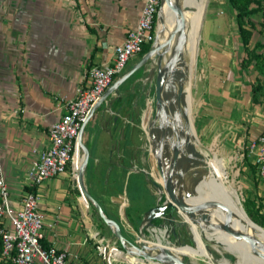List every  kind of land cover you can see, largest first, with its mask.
<instances>
[{
	"label": "crops",
	"instance_id": "1",
	"mask_svg": "<svg viewBox=\"0 0 264 264\" xmlns=\"http://www.w3.org/2000/svg\"><path fill=\"white\" fill-rule=\"evenodd\" d=\"M143 3L144 0H0V168L15 205L26 191L24 185H29L28 171L33 160L48 144L49 124L65 111L84 81L86 70L92 64L112 61L115 47L136 25ZM134 61L135 58L130 60L128 67ZM120 85L118 92L100 102L81 132L88 150H92L86 180L89 186L102 190L111 181L109 166L122 164L119 157L124 154L118 139L119 124L127 121L128 111L120 103L124 97ZM147 120L146 117L144 122ZM262 121L260 132L264 129ZM102 165L106 173L96 171ZM255 188L263 197L264 181H257ZM35 190L40 194L45 216L41 241L46 246L67 250L81 264L111 263V243L97 220L101 215L89 204L70 167L37 184ZM119 202L124 204L123 200ZM143 212L144 208L139 211V220L132 223L121 210L116 221L138 227ZM151 212L153 209L146 213L147 219L156 215ZM144 225H139L137 231L145 233ZM98 245L103 249L99 250ZM118 251L125 253L117 250L115 259L119 258Z\"/></svg>",
	"mask_w": 264,
	"mask_h": 264
},
{
	"label": "rangeland",
	"instance_id": "2",
	"mask_svg": "<svg viewBox=\"0 0 264 264\" xmlns=\"http://www.w3.org/2000/svg\"><path fill=\"white\" fill-rule=\"evenodd\" d=\"M180 2L173 0V11L184 17V5L183 2ZM262 4L264 8V0ZM251 16L257 24L253 28L250 46H253L256 41L264 44L262 11L253 12ZM157 25L158 20L156 27ZM196 48L191 65L187 67L186 81L191 91V110H188L189 114L186 118H188L187 121H192V130L198 143L195 163L197 164L196 161L199 160L205 167H202L201 171L200 168H195L200 171L203 181L206 182L204 170H212L210 162L216 160L218 178L212 184V188L217 189L216 191L212 189L214 194L218 197L221 195L219 192H221L222 197L226 195L227 201L240 206L236 203L234 188L248 215L256 223L264 226V196H258L255 188L257 181L262 180L254 170L255 154L251 151L248 152L251 142L259 134L262 120H264V105L262 103L264 97V56L262 60L253 61L248 67L241 66L240 61L245 56V52L238 31L236 9L228 0L208 1ZM256 48L264 54V46H257ZM140 56L135 57V61ZM155 61V57L147 60L120 85L124 94L123 102L120 103L123 109L128 111L127 121L119 124L121 136L119 134L118 139L120 140V147L124 148V154L119 157V162L122 164L109 166L110 170L107 174L111 175H109L111 181L103 190L99 186H97L98 188L89 186L86 180V172L92 165V150L90 148L88 150V158L84 168L85 186L99 203L105 215L114 220L118 219L121 210L127 219V207L131 206V211L135 212L140 210L139 204L142 209L144 208L145 213L157 201L161 204L164 200L163 196L159 199V193L151 183L150 173L156 171L161 183L166 182V177L163 171L162 173L158 172L157 161L151 151L147 131L145 132L143 128L144 119L148 115L147 112L151 110L152 117L156 114ZM256 85H259L256 92L258 102L252 98V89ZM157 133L159 134V130ZM81 140L86 145L82 136ZM83 155V149L79 147L76 151L75 166L80 168ZM96 168L97 172L103 173L106 166L102 165ZM142 170L149 174L145 175ZM101 176L98 175V177ZM95 177L99 179L97 176ZM169 183L172 184L171 181ZM141 190L143 191L142 194H140ZM121 200L124 201L123 205L119 202ZM89 204L94 207L97 213V209L90 200ZM168 211L169 207L165 209V213L153 218L154 224L163 223V225L158 226L151 233L158 234V242L184 252L188 251L187 254L190 250L198 252L199 246L193 238L189 237L191 235L190 224L187 223L185 227H181V222L186 219L176 210L171 213V223L163 221V217L167 215ZM151 213L155 214V210ZM146 219L147 216L141 225L145 223ZM97 220L111 243L108 250L111 262L109 264H142V261L146 264H175L172 259L163 255L161 249L151 250L146 254V257L138 256L133 251H127L124 245L139 244L141 245L139 249H145L149 245L146 237L150 233L145 234L142 231H137L140 224L138 227H133L121 220L124 226L121 223L119 226L125 237L121 240L116 235L115 228L103 216L99 218L98 215ZM173 230H175L176 236L173 235ZM222 230L227 235H231L226 229L222 228ZM185 232L188 234L186 237ZM165 239L168 242H164ZM203 240L212 263H207L204 257L194 259L189 253L188 256L184 257V260L188 261L189 264H222L225 260L231 264H238L240 260H243L228 251L227 244L214 243L205 237ZM119 249L125 253L118 251L119 258L115 259ZM122 256H125V260L121 259ZM134 259L137 262H134ZM149 259L155 262L149 261Z\"/></svg>",
	"mask_w": 264,
	"mask_h": 264
},
{
	"label": "bare ground",
	"instance_id": "3",
	"mask_svg": "<svg viewBox=\"0 0 264 264\" xmlns=\"http://www.w3.org/2000/svg\"><path fill=\"white\" fill-rule=\"evenodd\" d=\"M175 1L183 2L184 17L177 15L171 9L168 2L165 1L163 3L159 14L157 31L162 28L163 24L165 25V28L158 47L159 51L163 53V57L166 58L170 46V30L172 26H176L179 34V41L176 53L172 60V67L175 72L181 76L184 83V102L182 106L176 108L178 86L174 82L172 76H166L163 81V88L159 96V101H156V114L153 118L151 110L147 112L148 115L146 117L148 120L146 123H148V125H144L143 128L147 131L146 134L151 146V151L154 154L156 161L161 155L164 159L162 171L166 177V182L169 183L171 181L172 184H169H171L181 196L189 199L190 202H203L209 204L204 210L210 214L212 220L216 219L221 221L215 227L208 228L199 216L189 212L182 213L186 220L181 222V227H185L187 223L190 224L189 229L191 235H189V237L193 238L195 243L199 246L198 252L190 250L189 253L193 258L198 259L204 257L207 263H212L203 240L205 237L214 243L227 244L228 251L243 259L240 260L238 264H264V227L251 219L244 209L240 198L238 200L234 188L233 192L236 196V203L240 204V206L235 205L231 201H227L225 199L226 195L222 197L223 194L221 192H219L221 195H218V197L214 194L213 190L216 191L217 189L212 188V184H214V181L218 178L216 160L210 162L208 156H206L212 167V170H204V173H206V182L203 181L202 175L199 173L201 168L205 167V165H202L197 159V164L195 163L194 159L198 154V143L192 130V121L189 122V120L187 121L188 118H186L191 110V91L190 86L187 84L186 77L188 76L187 67L191 65V60L197 49L196 47L200 36L202 20L209 0ZM172 118L175 121L173 146L172 149L169 150L168 156H166V154L164 155V149L166 147L165 133H167V125ZM158 130L159 134L157 133ZM161 134L164 135H162L161 147L158 148ZM78 147L79 144L77 145L76 151L78 150ZM84 155L80 168L84 161ZM195 167L198 169L200 168V171ZM147 174L149 173L147 172ZM154 210L156 215L160 214V208H154L153 211ZM225 223H228L233 230H235L237 236H234L233 234L227 235L225 231L222 230V228H224L228 231ZM151 232L152 231H150V234L146 237V240L149 241V245L145 249L126 245L127 251H133L136 255L140 256L141 254H147L151 250L161 249L163 250L162 252H164L163 255H165L166 252H169L171 255L181 253L184 256H188V251L184 252L173 248L170 245L168 246L167 244L158 242V234ZM186 234L187 233L185 232V237ZM163 241L168 242L166 239ZM251 242H254V245H252ZM166 256L169 257L168 255ZM169 259L171 258L169 257ZM133 261L137 262L135 259ZM141 263L146 264L143 261ZM222 264L231 263L225 260Z\"/></svg>",
	"mask_w": 264,
	"mask_h": 264
},
{
	"label": "built area",
	"instance_id": "4",
	"mask_svg": "<svg viewBox=\"0 0 264 264\" xmlns=\"http://www.w3.org/2000/svg\"><path fill=\"white\" fill-rule=\"evenodd\" d=\"M159 5L160 0H144L136 25L115 47L112 61L104 65L92 64L86 70L84 81L67 102L65 111L47 128L48 144L32 162L28 171L29 185H37L67 167L77 179L76 148L90 111L115 78L127 70L130 60L140 56L143 44L152 41ZM254 150H257L254 158L257 174L264 181V129L250 144L249 151ZM44 223L37 190L24 191L15 205L0 168L1 264H81L70 257L67 250L42 244ZM98 249L102 250L103 246L98 245Z\"/></svg>",
	"mask_w": 264,
	"mask_h": 264
},
{
	"label": "water",
	"instance_id": "5",
	"mask_svg": "<svg viewBox=\"0 0 264 264\" xmlns=\"http://www.w3.org/2000/svg\"><path fill=\"white\" fill-rule=\"evenodd\" d=\"M168 2L169 6L171 7V9L173 10V6H172V0H160V5H159V10H158V15H157V20L159 19V14H160V10L162 8V5L164 2ZM164 25V24H163ZM162 28H160V30L157 31V27L156 30L154 32V37L151 41V44L149 46V48L143 52L141 54V56L133 63L130 65V67L119 77H117L111 84L110 86L104 91V93L102 94V96L95 102V104L93 105L89 117L91 116V114L93 113V111L96 109V107L100 104V102H102L104 100V98L112 93V92H118V86L126 79L128 78L131 74H133L137 69H139L147 60H149L152 57L156 58L155 64H156V78H155V91H156V97L157 100L159 101V96L161 94L162 88H163V81L165 80L166 76H172V78L174 79V82L177 84L178 86V93H177V100H176V108H179L180 106L183 105L184 102V83L181 79V76H179L175 70L172 67V60L173 57L176 53L177 47H178V41H179V34H178V29L176 26H172L171 30H170V46H169V52L166 58L163 57V53L161 51H159V41L161 39L162 33L164 31L165 25ZM175 130V121L172 118L169 122V124L167 125V133H165V138H166V147H165V152L164 155L166 154V156H168L169 154V150L172 149L173 146V133ZM162 135L160 136V141L158 144V148L161 147V142H162ZM151 138V136H150ZM149 138V139H150ZM164 138V139H165ZM79 145L82 147L83 152H84V161L82 164V167L79 168L78 170V185L79 188L81 189L82 193L84 194V196L89 199L95 206V208L97 209V211L99 212V214L101 216L104 217V219L115 228V232L116 235L118 236V238H120L121 240H123L125 237L123 236V234L121 233L120 230V226L119 223L114 220L111 219L109 217H107L105 215V213L102 211L99 203L93 198V196L90 194V192L87 190V187L85 186V181H84V173L83 170L85 168L86 165V161L88 158V149L87 146L82 142L81 140V133L79 135ZM165 156V157H166ZM164 159L161 156H159L156 165H157V169L158 172L162 173V169H163V164H164ZM143 173L145 175H147V172L145 170H142ZM151 176V183L153 184L154 188L157 189L158 193H159V199L162 198V196L164 197L163 202L160 204L158 201L156 202V204L152 207H149L146 212H143V216L140 222L141 223L144 221L146 213L148 212V210L153 209V208H160V214L155 215L153 218L157 217L158 215H161L162 213H165V209L167 207H169V211L166 213L167 215L165 217H163V221L172 222V217L171 213L173 210H176L179 214H184L185 212H189V213H193L197 216H199L202 221L208 226V228H213L215 227L218 223H220L221 221L218 220H212L210 214H208L204 208H207L209 206V204L200 202V203H196V202H190L189 199H186L185 197L181 196L179 194L178 191H176L171 184H169L168 182L163 181V184H161V182L158 179L157 173L156 171H153L150 173ZM235 190V189H234ZM235 193L237 195V192L235 190ZM238 200L239 197L237 196ZM153 219H150V223L153 226H160L163 225V223H161L160 225H156L153 223L152 221ZM228 231L233 234L234 236H237V233L235 232V230H233V228L228 224L225 223ZM173 235L176 236V232L175 230H173ZM172 236V237H175ZM252 245H254V242H251ZM134 245L136 248H141V245ZM124 247L126 248V246L124 245ZM127 249V248H126ZM255 252V250H254ZM164 254V252H163ZM177 254V255H176ZM174 255H171V253L166 252L165 255H168L176 264H189L188 261L184 260V255L181 253H176ZM144 257H146V254H141Z\"/></svg>",
	"mask_w": 264,
	"mask_h": 264
},
{
	"label": "trees",
	"instance_id": "6",
	"mask_svg": "<svg viewBox=\"0 0 264 264\" xmlns=\"http://www.w3.org/2000/svg\"><path fill=\"white\" fill-rule=\"evenodd\" d=\"M228 1L236 9V20H237L238 31H239L241 43H242V46H243V49L245 52V56L242 57L240 63H241V66L248 67L249 65L252 64L253 61L257 62L258 60H262L263 56H264V54L261 51H258L256 49L257 46H264V44H262V42L256 41L253 46H250V41H251V38L253 35V28L256 26V23L253 20L251 14L253 12L261 10L263 18H264V8L262 6L263 0H228ZM252 3H253V5H252ZM150 44H151V41H147L143 44L142 51H141L140 55L149 48ZM90 63L91 62H89L88 66L91 65ZM258 89H259V85L254 86L252 89V98L254 99L255 102H258L256 99V92ZM262 103L264 105V97H263ZM254 170L256 171V174H257L256 164H255ZM35 187H36V185H32V186L31 185H24V189H26V190H35ZM142 193H143V191L141 190L140 194H142ZM138 206H139L138 208H140V210H141L142 209L141 206L139 204H138ZM130 208H131V206L127 207L126 214H127L128 219L132 223H135V221L139 220L137 217L140 215L139 214L140 210H138L136 212H134V211L132 212ZM134 217L136 218L135 220L133 219ZM153 217L148 218L146 220V222L144 223L145 225L143 227L144 228L143 230L145 233H148L154 229L155 226H153L150 223V219L151 218L153 219ZM42 244L44 246H46L45 243L42 242ZM1 247H2V240H1V236H0V251H1ZM149 261H153V260H149ZM153 262H155V261H153ZM1 263L2 262L0 259V264ZM156 263H159V262H156Z\"/></svg>",
	"mask_w": 264,
	"mask_h": 264
}]
</instances>
